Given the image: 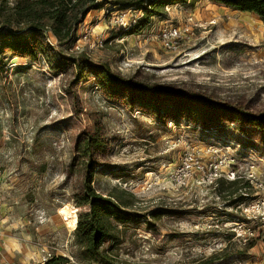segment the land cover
<instances>
[{"label":"rangeland","instance_id":"obj_1","mask_svg":"<svg viewBox=\"0 0 264 264\" xmlns=\"http://www.w3.org/2000/svg\"><path fill=\"white\" fill-rule=\"evenodd\" d=\"M106 9L87 15L79 49L58 46L51 32L41 38L45 49L37 42L36 54L0 42V264H45L52 255L66 258L60 264H97L81 254L69 208H76L73 196L85 178L86 156L77 147L96 134L104 144L92 152L100 168L95 187L133 191L136 209L147 216L123 232L121 260L264 264V128L223 119L218 130L213 121L204 129L180 109L158 118L91 73L76 82L69 60L84 52L147 88H182L264 112L263 21L198 0L169 4L131 32ZM168 24L188 30L178 51L161 44L160 28ZM155 104L169 103L160 97ZM210 149L234 157L222 165L224 179L176 188L172 174L183 156L196 151L209 164L217 156ZM229 170L236 171L235 183Z\"/></svg>","mask_w":264,"mask_h":264},{"label":"trees","instance_id":"obj_2","mask_svg":"<svg viewBox=\"0 0 264 264\" xmlns=\"http://www.w3.org/2000/svg\"><path fill=\"white\" fill-rule=\"evenodd\" d=\"M186 1L195 4L198 0H15L13 4L10 0H0V42L6 40L14 49H24L36 54L37 42L45 49L41 38L48 37V32H51L57 38L58 46L70 50L80 38L81 24L94 9L107 7L113 10V7H118L125 10H142L143 13L136 23L128 28L131 32H139L152 22L153 17L164 15L169 4ZM212 1L256 14L264 23V0ZM28 35L32 40L26 38ZM70 55L69 60L77 73L76 82L86 73H91L98 78L100 85L116 93L125 94L131 105L138 103L151 107L158 118L165 113L177 115L180 109L204 129H209L206 127L207 121H213L215 124L219 122L218 126L213 128L218 130L224 120L264 128V112H251L182 88L167 91L147 88L144 82L115 73L108 63L95 64L84 52ZM0 56H3L1 46ZM160 97L167 99L169 103L164 108L162 104H155ZM103 144V137L96 134L89 136L86 144L81 142L77 147L79 154L86 156L85 178L73 196L77 205L76 208L69 207L70 218L73 222L78 220L75 232L77 243L81 254L97 264H140L121 260L118 250L123 242V232L129 227L130 222L147 219L146 214H141L136 209L138 203L136 194L118 184L112 185L104 192L93 183L100 168L92 152L96 149L101 150ZM223 179L219 178L218 181ZM65 259L63 256L52 255L45 264H60L61 260L67 261Z\"/></svg>","mask_w":264,"mask_h":264},{"label":"built area","instance_id":"obj_3","mask_svg":"<svg viewBox=\"0 0 264 264\" xmlns=\"http://www.w3.org/2000/svg\"><path fill=\"white\" fill-rule=\"evenodd\" d=\"M111 11L112 19L122 23L123 25L130 28L133 26L138 17L143 13L142 10H133L128 9L127 11H116L106 9V12ZM133 12V13H130ZM139 12V13H136ZM187 28L179 27L174 24L164 25L160 28V40L164 49L169 51H178L187 38ZM85 38L88 36L85 35ZM81 38V37H80ZM80 38L77 40L79 41ZM103 43L102 41H99ZM80 44L76 42L74 48L79 49ZM211 155H217L215 161L209 162L206 164L200 157L197 155L196 151L187 152L181 162L176 166L172 174V180L176 188H186L192 183H196L198 186H211L214 185L220 175H222V165H229L230 162L234 161V157L228 160V156L219 153L216 149L208 150ZM226 177L231 180L237 179L236 171L229 170L226 174Z\"/></svg>","mask_w":264,"mask_h":264},{"label":"crops","instance_id":"obj_4","mask_svg":"<svg viewBox=\"0 0 264 264\" xmlns=\"http://www.w3.org/2000/svg\"><path fill=\"white\" fill-rule=\"evenodd\" d=\"M96 10H98V9H94V10L90 11L89 14L92 13L93 11H96ZM89 14H88V15H89ZM85 20H86V19H85Z\"/></svg>","mask_w":264,"mask_h":264}]
</instances>
